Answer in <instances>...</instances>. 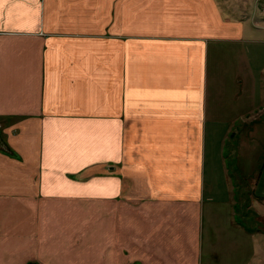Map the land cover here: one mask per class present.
<instances>
[{
  "label": "crops",
  "instance_id": "crops-1",
  "mask_svg": "<svg viewBox=\"0 0 264 264\" xmlns=\"http://www.w3.org/2000/svg\"><path fill=\"white\" fill-rule=\"evenodd\" d=\"M234 3L0 0V264H264Z\"/></svg>",
  "mask_w": 264,
  "mask_h": 264
},
{
  "label": "rangeland",
  "instance_id": "rangeland-1",
  "mask_svg": "<svg viewBox=\"0 0 264 264\" xmlns=\"http://www.w3.org/2000/svg\"><path fill=\"white\" fill-rule=\"evenodd\" d=\"M233 1L236 4L235 7L240 8L244 14L256 15L257 18L261 19L260 22H264V0ZM241 51L237 54L229 55L226 65V76H229L231 72L235 74L234 82L232 83L231 79L228 81V90L233 89L229 88L230 85H235V90L239 93L237 96L240 99L247 101L252 97V102L254 101L255 103L257 99L260 104L258 111L261 116L258 119V133L255 135L253 143L247 139L248 135L247 137L242 135V142L240 144L242 152L238 157L243 177L252 174V178L256 180L255 174L261 169L264 170V30L256 31L252 37V43H243ZM236 79L238 80V84L235 83ZM249 148H253V151H250ZM231 160L233 166L237 160H233V158ZM250 162L252 163L251 166L249 165ZM261 176L263 178H261L259 186V195L264 194V173ZM255 183L256 181L246 182L244 179L236 182L242 192V197L238 198L240 205L245 204L246 193L249 192L248 189H251L250 187L255 185ZM258 203L264 205V197L259 198Z\"/></svg>",
  "mask_w": 264,
  "mask_h": 264
}]
</instances>
